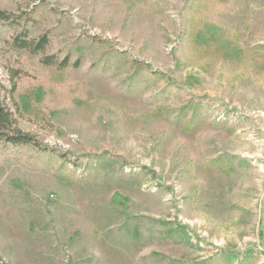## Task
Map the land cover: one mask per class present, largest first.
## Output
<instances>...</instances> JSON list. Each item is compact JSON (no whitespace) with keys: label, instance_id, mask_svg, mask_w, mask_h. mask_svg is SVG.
I'll list each match as a JSON object with an SVG mask.
<instances>
[{"label":"rangeland","instance_id":"obj_1","mask_svg":"<svg viewBox=\"0 0 264 264\" xmlns=\"http://www.w3.org/2000/svg\"><path fill=\"white\" fill-rule=\"evenodd\" d=\"M0 11V264H264V0Z\"/></svg>","mask_w":264,"mask_h":264},{"label":"trees","instance_id":"obj_2","mask_svg":"<svg viewBox=\"0 0 264 264\" xmlns=\"http://www.w3.org/2000/svg\"><path fill=\"white\" fill-rule=\"evenodd\" d=\"M11 15L5 11H0V20L9 21ZM49 43V34L45 33L39 38L28 40L26 35L17 36L14 40V46L25 48L30 51L31 54H36L43 51ZM44 65L53 66L57 70H64L70 63V56H66L61 61L56 62L54 56H46L42 59ZM81 64L80 59H77L73 63L74 68H78ZM13 92V91H12ZM12 92H9L12 94ZM7 93L2 85H0V142H3L12 146H25L36 150H45L42 143L36 139L33 135L24 132L18 127L16 113L11 110L7 103Z\"/></svg>","mask_w":264,"mask_h":264}]
</instances>
